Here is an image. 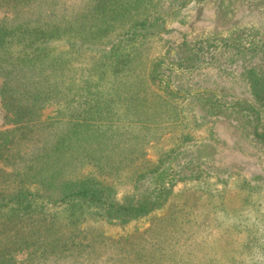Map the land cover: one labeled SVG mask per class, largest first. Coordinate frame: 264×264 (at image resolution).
Returning a JSON list of instances; mask_svg holds the SVG:
<instances>
[{"label":"rangeland","instance_id":"rangeland-1","mask_svg":"<svg viewBox=\"0 0 264 264\" xmlns=\"http://www.w3.org/2000/svg\"><path fill=\"white\" fill-rule=\"evenodd\" d=\"M120 1L118 7L126 8L121 22L89 13L93 0H29L23 15H66L69 43L58 50L69 49L72 91L81 96L83 78L92 84L91 139L81 144L93 163L99 157L107 171L118 167L107 182L120 196L131 188L136 169L157 164L172 193L160 208L123 225L88 215L71 226L47 214L56 224L55 245L44 253L19 251L15 264H234L231 232L210 238L209 230L218 227V212L236 211L248 202L243 193L264 186V148L254 137L264 111L257 110L246 79L247 68L264 69V0ZM141 18L147 21L142 34L130 42L122 34ZM119 39L116 53H130L131 64L115 77L102 74ZM152 68L177 96L143 76ZM106 103V111H96ZM55 109L46 104L39 120L55 119ZM13 126L0 101V132ZM57 129L37 131L35 145ZM19 146L27 151L33 144L25 139ZM0 167L9 170L4 162ZM140 184L149 188V176ZM253 243L249 238L244 247Z\"/></svg>","mask_w":264,"mask_h":264},{"label":"trees","instance_id":"trees-1","mask_svg":"<svg viewBox=\"0 0 264 264\" xmlns=\"http://www.w3.org/2000/svg\"><path fill=\"white\" fill-rule=\"evenodd\" d=\"M27 1L0 0L3 14L0 15V101L14 124L10 130L0 132V162L9 167L8 171L0 167V264H15L14 255L19 251L42 250L44 253L45 247L55 245L51 236L56 224L54 218H46L47 214L61 216L71 226L88 215L123 225L163 206L173 188V184L161 177L157 164L136 169L131 188L120 196L114 184L107 182V177L118 167L108 166L112 170L107 171L99 157L93 163L90 150L82 146L83 141L91 139L87 134V115L91 108L87 88H92V84L87 85L88 78H83L81 96L77 97L72 91L74 69L69 49L58 50L60 44L68 42L71 25L64 21V13L58 16L38 13L33 19L29 15L25 17L23 10ZM119 2L122 3L120 0H93L86 9L89 13H98L102 20L119 17L121 22L125 19L122 8H126L118 7ZM146 22L145 18L130 21L122 36L133 41ZM119 41L111 46L110 63H102L103 67H110L102 74L115 77L122 67L131 64L130 53H116L122 47L121 39ZM156 64L162 66L161 62ZM143 76L150 82H162L167 93L177 96L155 68ZM246 79L257 110L264 111V69L247 68ZM200 93L203 92H196ZM129 95L132 96V92ZM49 103L56 104L55 119L42 122L40 110ZM106 109L107 103L96 107L99 113ZM56 127L55 136L39 140L35 145L37 131ZM254 137L264 148V124L260 131H254ZM25 139L32 141L33 146L22 151L19 143ZM147 176L149 188H140V179Z\"/></svg>","mask_w":264,"mask_h":264},{"label":"clouds","instance_id":"clouds-1","mask_svg":"<svg viewBox=\"0 0 264 264\" xmlns=\"http://www.w3.org/2000/svg\"><path fill=\"white\" fill-rule=\"evenodd\" d=\"M243 196L248 202H242L236 211L216 214L218 227L209 230L213 234L210 238L230 231L234 264H264V186L245 192ZM249 238L254 239L255 243L245 248ZM222 264H233V260L225 259Z\"/></svg>","mask_w":264,"mask_h":264}]
</instances>
